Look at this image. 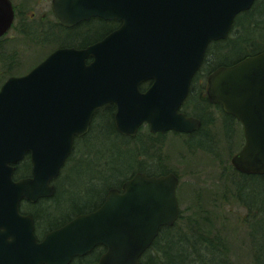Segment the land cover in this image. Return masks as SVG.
<instances>
[{"label": "water", "instance_id": "95a60500", "mask_svg": "<svg viewBox=\"0 0 264 264\" xmlns=\"http://www.w3.org/2000/svg\"><path fill=\"white\" fill-rule=\"evenodd\" d=\"M256 1L54 0L56 17L66 25L93 16L123 24L85 50H56L1 88L0 264H70L99 246L106 250L98 264H141L161 228L179 219L174 173L134 174L122 191L111 188L96 210L41 241L20 204L55 195L54 181L76 138L89 132L107 104L116 105L115 126L124 136L135 137L144 124L152 134L198 131L202 121L180 111L192 80L209 45L227 39L236 17ZM11 11L9 0H0V22H8ZM147 82L152 84L141 91ZM208 83L210 101L243 126L245 144L232 158L234 168L264 176V51L217 68ZM27 154L32 175L14 180L15 164Z\"/></svg>", "mask_w": 264, "mask_h": 264}, {"label": "rangeland", "instance_id": "374dc122", "mask_svg": "<svg viewBox=\"0 0 264 264\" xmlns=\"http://www.w3.org/2000/svg\"><path fill=\"white\" fill-rule=\"evenodd\" d=\"M240 23L247 26V21L243 19ZM246 34L243 33L242 37ZM237 36L238 25L233 26L229 40L210 44L204 65L194 81V92L182 107L183 112L203 121L201 130L195 137H191V141L189 136L174 133L153 135L145 125L135 138L120 133L108 134L101 114L95 115L91 129L93 125L95 128L75 140L71 157L54 181L56 194L59 190L58 198L61 201L57 209L63 211L53 225L98 205L103 195L107 197L109 189L121 188L136 172L154 175L173 172L179 177L177 193L184 214H194L195 209L203 207L212 221L206 224V228L228 238L229 252L234 263L255 264L252 247L255 243L264 245V176H248L234 169L231 159L245 143L242 125L238 120L222 116L223 113L216 108L200 107L199 102L196 103L198 93L195 92L199 78H207L211 71L225 63L231 65L230 62L242 56L252 55V50L246 53V50L238 49V42L230 44V50L220 53L217 64L214 62L212 65L214 47L228 45ZM256 51H264V40L256 42ZM17 74H23V71ZM198 101L206 104V97ZM143 142L144 156L142 159L139 157L140 163L136 164L134 157ZM88 152H91L89 158L84 156ZM54 198L41 200L42 203L37 207L23 203L21 209L38 214L45 209V203L53 205ZM102 252L97 250L82 261L85 264H96ZM80 262L76 260L73 264Z\"/></svg>", "mask_w": 264, "mask_h": 264}, {"label": "flooded vegetation", "instance_id": "af4514ba", "mask_svg": "<svg viewBox=\"0 0 264 264\" xmlns=\"http://www.w3.org/2000/svg\"><path fill=\"white\" fill-rule=\"evenodd\" d=\"M9 2L12 9L10 16L11 18H9L8 22H6L4 19H2L0 22V89L9 78L28 74L56 50L64 48L85 50L97 44L98 42H101L110 34L119 30L123 24V22L120 20H107L98 16H93L86 20L79 21L75 24L66 25L60 22L56 17L54 11V0H9ZM6 16L7 13L5 9V17ZM92 60V58H89L87 60V63L92 62ZM200 70L198 71V73L200 72ZM22 71L23 74H17ZM212 72L213 71H211V73ZM198 73H196L192 80L189 95L184 101L183 105L188 101L189 97L192 96V92H194V81L197 78ZM5 76H8L7 79H5ZM208 77L205 79L199 78L197 80V86L195 91L196 93H198L199 96H197V98L202 99L205 96V108L206 106L216 108L221 114L223 113L222 116H225L228 119L231 117L232 119L237 120L234 116L225 112L222 104H216L210 101L208 97ZM4 79L5 81L2 83ZM150 85L151 83L149 82L146 83V85L143 84L142 88H140L142 89V91H146ZM145 126L149 127L148 124H145ZM201 128L198 131L192 133H178L174 131H167L156 133L153 135L174 133L189 136L191 141V139L196 136V133L199 132ZM189 145L192 146L191 144ZM27 155L26 157H28ZM20 163L15 164L16 169L14 172V180L30 177L32 175V166L29 172L25 174H19L18 167ZM145 173L150 174L149 172ZM41 200L45 199H40L38 202H40ZM23 203L31 205L36 204L31 203L27 200H23L20 204V208ZM89 212L76 214V216H73L69 220L62 221L58 225L46 229H41L38 227L36 217L32 215V213L25 212L21 209L22 214L31 215L33 217L35 225V234L38 237L39 241H41L47 233L58 229L64 226L65 224L69 223L76 217ZM95 251L96 249L87 255L74 258L70 264H73L76 260L81 261L79 264H85L84 261H82L83 258L93 254Z\"/></svg>", "mask_w": 264, "mask_h": 264}, {"label": "trees", "instance_id": "16d2710c", "mask_svg": "<svg viewBox=\"0 0 264 264\" xmlns=\"http://www.w3.org/2000/svg\"><path fill=\"white\" fill-rule=\"evenodd\" d=\"M237 17L238 18L235 19L233 25H238V36L236 40L231 41L230 43H228V45L225 46L217 45V48L216 46L214 47L213 58L211 60L212 65L214 62L215 65L217 64L220 53L230 50V44L239 42L238 49L246 50V53L247 51L252 50V55L260 53L257 52L258 50L254 52V48L256 42H261L264 40V0H257L250 10L243 12ZM242 19L247 21V26H244L242 23H240ZM245 32H247L246 36L242 37V34ZM227 39L229 40V37ZM246 57L247 56H242L241 58L230 62V64H234ZM225 64V66L229 65L228 63ZM198 100L199 98L196 99V103L199 102L200 107L206 105L205 102ZM115 112L116 106L114 104H108L98 112L99 114H101V117H103V119L105 120V128L108 134H118L114 123ZM94 128L95 127L93 125L91 131ZM85 155L89 158L91 156V152L85 153L84 156ZM27 156L28 157H26L19 164V174H25L30 171L32 164L29 155ZM143 156L144 142L141 148L138 149L135 154V163L139 164L140 162H138V158L140 157L142 159ZM111 185L112 184H110L109 186ZM59 194L60 192L58 190V194L54 195L55 198L53 197V205H48L47 203H45V209L41 213H32V215H34L37 219L39 228L46 229L55 226L53 225L54 222L58 220V216L63 211H59V209H57L58 203L61 202L58 198ZM105 199L106 198H104L103 195L100 203L90 208L92 209L91 211L100 207L101 204H103V202L105 201ZM71 202L74 203L76 201L72 200ZM38 203L33 204V206L37 207L42 202ZM90 209L88 208L84 211ZM84 211H82V213ZM193 213L194 214L185 215L184 212L180 209V217L178 221L172 227L161 228L159 236L153 243L152 247L143 255L141 259V264H235L229 252L230 242L228 238H224V235H222L221 233H213V231L209 227L206 228V224L212 223L211 216L208 215V211L205 210L203 207H200L198 209H195ZM97 250L104 251V249L102 248L96 249V251ZM252 250L254 253V263L264 264V245H258L257 243H255L254 247H252Z\"/></svg>", "mask_w": 264, "mask_h": 264}]
</instances>
